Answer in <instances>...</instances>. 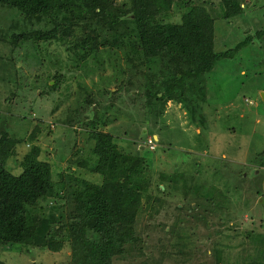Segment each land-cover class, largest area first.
<instances>
[{
    "label": "rangeland",
    "instance_id": "rangeland-1",
    "mask_svg": "<svg viewBox=\"0 0 264 264\" xmlns=\"http://www.w3.org/2000/svg\"><path fill=\"white\" fill-rule=\"evenodd\" d=\"M208 1L216 4V52L230 50L247 37L251 41L205 75L202 121L189 118L173 101L165 106L163 117L152 113L138 93L140 78L129 80L121 73L130 67L120 50L112 53L100 47L101 69L86 73L75 68L65 43L40 42L14 50L6 40L12 24L23 17L0 6V130L26 138L37 128L35 139L15 147L9 159L14 174L20 173L19 163L34 144L41 149L39 159L53 169L63 166L72 175L96 182L95 174L72 161L85 157L93 145L91 127L84 123L93 112L78 102L91 96L92 109L106 121L95 129L117 135L125 150H144L151 163V196H142L135 225L147 253L165 252L159 264H264V167L259 166L264 159V0H248L243 14L229 20L220 17L218 0ZM17 53L30 63H15ZM43 76L44 87L32 82ZM53 76L57 85L51 90ZM159 173L183 175L176 190L164 183V195L157 189H164ZM209 202L221 206L217 213H206ZM198 203L202 213L197 205L193 218L189 206ZM69 259L68 248L26 253L14 246L0 254L4 264H66Z\"/></svg>",
    "mask_w": 264,
    "mask_h": 264
},
{
    "label": "trees",
    "instance_id": "trees-1",
    "mask_svg": "<svg viewBox=\"0 0 264 264\" xmlns=\"http://www.w3.org/2000/svg\"><path fill=\"white\" fill-rule=\"evenodd\" d=\"M248 2L218 0L220 17L229 20L242 15ZM0 6L23 17L12 24L6 40L14 50L40 42L65 43L74 55L75 68L85 73L101 69L100 47L112 53L120 50L126 67L132 68L121 73L129 80L140 78L138 93L160 117L173 101L189 118L198 116L202 121L205 75L251 41L247 37L230 50L216 52V4L208 0H0ZM175 17L177 20H169ZM41 24L44 28L35 27ZM13 58L17 64L21 59L24 63L18 53ZM129 70L135 73L129 74ZM44 81L43 76L32 82L44 87ZM56 85L57 80L49 88L54 90ZM92 99L78 102L83 108L89 105L93 112L84 122L93 128L88 131L93 145L85 157L72 161L95 174L96 182L72 175L63 166L53 169L48 161L39 159L41 149L34 144L19 163L20 173L14 174L9 159L18 144L36 138L37 128L26 138L0 130V254L4 248L18 246L26 253L44 249L56 253L68 248L66 264H159L163 260L165 252L160 249L158 255L146 252L135 228L142 196H151V163L145 160L144 150H125L117 135L95 129L97 123L106 121L99 120ZM158 175L164 189L159 185L157 189L165 195L164 183L176 190L183 174ZM197 205L202 213V203L189 206L193 218ZM207 205L211 209L207 214L217 213L221 207L212 202ZM122 258L128 262H118ZM0 264L4 263L0 260Z\"/></svg>",
    "mask_w": 264,
    "mask_h": 264
},
{
    "label": "built area",
    "instance_id": "built-area-1",
    "mask_svg": "<svg viewBox=\"0 0 264 264\" xmlns=\"http://www.w3.org/2000/svg\"><path fill=\"white\" fill-rule=\"evenodd\" d=\"M147 143L150 144V145L153 144L152 141H151V139H148V140H147Z\"/></svg>",
    "mask_w": 264,
    "mask_h": 264
},
{
    "label": "crops",
    "instance_id": "crops-1",
    "mask_svg": "<svg viewBox=\"0 0 264 264\" xmlns=\"http://www.w3.org/2000/svg\"><path fill=\"white\" fill-rule=\"evenodd\" d=\"M157 137V136H156ZM157 139H158V137H157Z\"/></svg>",
    "mask_w": 264,
    "mask_h": 264
}]
</instances>
